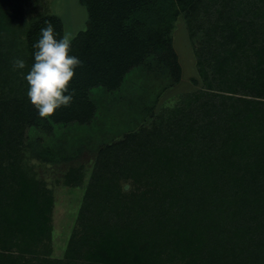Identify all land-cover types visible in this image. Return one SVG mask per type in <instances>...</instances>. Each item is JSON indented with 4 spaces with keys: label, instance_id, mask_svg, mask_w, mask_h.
Instances as JSON below:
<instances>
[{
    "label": "trees",
    "instance_id": "1",
    "mask_svg": "<svg viewBox=\"0 0 264 264\" xmlns=\"http://www.w3.org/2000/svg\"><path fill=\"white\" fill-rule=\"evenodd\" d=\"M78 2L87 17L72 39L82 61L73 102L41 118L24 77L45 21L57 39L63 21L49 11L27 21L18 0H0V264H264V0ZM179 16L203 87L100 147L88 178L76 154L32 138L29 128L87 124L109 110L92 89L155 99L177 84ZM156 64L163 86L144 76ZM32 159L66 165L64 184L84 186L61 258L50 256L53 189Z\"/></svg>",
    "mask_w": 264,
    "mask_h": 264
},
{
    "label": "rangeland",
    "instance_id": "2",
    "mask_svg": "<svg viewBox=\"0 0 264 264\" xmlns=\"http://www.w3.org/2000/svg\"><path fill=\"white\" fill-rule=\"evenodd\" d=\"M18 3L22 5V17L27 21L30 20L31 16L44 11L59 15L63 21L64 34L68 33L72 37L79 30L86 27V10L79 4L78 0H18ZM171 36L173 47L178 54V60L181 65V76L177 84L161 92L155 99L153 97L154 94L152 96L151 93L145 91L140 95L133 93V96L127 94L128 92L124 90L119 96H116V92H109L110 94L105 96V90L92 89L90 91L91 97L100 99V105L109 104L111 107L109 110H106L105 107L100 108L97 116L87 124H57L49 132L29 128L28 131L32 138L39 136L42 142L45 143L43 146L48 144L47 146L55 149V153L57 151L56 147H58L55 145H61L63 147L61 149L62 153H67L68 155L76 154L78 157L76 162H82L86 166L85 178H88L93 169L96 152L100 147L122 138L124 133L136 128L139 123L146 121L148 119L146 116L150 112H162L171 108L178 101L180 94L203 87V81L196 70V55L194 54L184 19L181 16L175 20ZM156 68V73L150 69L144 76L148 79H155L158 83L161 82L160 86H163L164 78L162 73L164 69L158 64H156ZM140 72H144L143 69ZM141 79L143 82V77L139 81ZM125 94L128 101H119L118 98L125 97ZM126 103L127 105L125 106L124 104ZM151 104L153 106L150 108ZM116 106H119L120 110H116ZM65 139L70 141L69 145H67L68 142ZM79 142L83 143V145ZM78 147L81 148L80 152L77 151ZM32 161L30 162L38 171V175L44 177L47 180V184L53 189L55 203L52 213L53 230L50 256L61 258L64 255L71 234L78 226L77 215L84 186L73 187L64 184L62 173L66 169V165L62 167L61 165H53V163L44 164L36 159H32ZM72 162L74 163L75 161Z\"/></svg>",
    "mask_w": 264,
    "mask_h": 264
},
{
    "label": "clouds",
    "instance_id": "3",
    "mask_svg": "<svg viewBox=\"0 0 264 264\" xmlns=\"http://www.w3.org/2000/svg\"><path fill=\"white\" fill-rule=\"evenodd\" d=\"M38 41L33 45L34 63L24 77L27 82V96L39 117L49 118L61 107H69L73 102L75 89L69 90L75 70L82 61L70 55L73 37L65 33L57 39L53 25L45 21ZM14 69H23L22 59L13 60Z\"/></svg>",
    "mask_w": 264,
    "mask_h": 264
}]
</instances>
